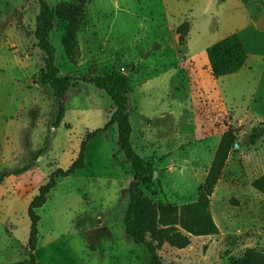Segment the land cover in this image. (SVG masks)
<instances>
[{
	"label": "rangeland",
	"instance_id": "obj_1",
	"mask_svg": "<svg viewBox=\"0 0 264 264\" xmlns=\"http://www.w3.org/2000/svg\"><path fill=\"white\" fill-rule=\"evenodd\" d=\"M45 1L53 7L67 0ZM37 12V0H0V171L33 164L0 183V264L26 259L28 203L114 109L104 91L81 78L110 72L126 76L130 141L155 172L141 190L157 204L194 201L222 133L237 135L210 197L218 233L192 236L184 249L164 245L163 264H227L248 247L264 250V196L251 187L264 172V0H88L75 64L62 51V24L50 33L59 73L76 78L54 130L56 105L40 83L43 54L33 37ZM232 32L247 62L214 78L205 48ZM252 127L259 129L254 144L247 139ZM84 160L37 209V263L146 264L145 248L124 232L132 169L115 125L87 142Z\"/></svg>",
	"mask_w": 264,
	"mask_h": 264
},
{
	"label": "trees",
	"instance_id": "obj_2",
	"mask_svg": "<svg viewBox=\"0 0 264 264\" xmlns=\"http://www.w3.org/2000/svg\"><path fill=\"white\" fill-rule=\"evenodd\" d=\"M38 12L34 18L33 37L37 48L43 54V69L40 83L48 85L52 91L56 105L55 118L52 122L58 127L64 115V97L76 78L61 75L55 63V47L50 41V33L55 23L62 24L60 43L64 57L72 64L76 63L78 55L77 33L86 22L88 0H67L50 6L45 0H37ZM188 30V22L177 27L178 40L183 44ZM210 74L214 78L236 73L245 63L247 53L238 32H232L211 43L205 48ZM85 83L93 84L104 91L114 107L103 127L87 132L80 141L76 157L67 168H56L47 181L40 185L37 193L27 205L29 228L27 236L26 259L14 264H38L34 255L38 241V223L40 217L37 209L47 199L58 179L65 178L85 166L86 144L98 133L106 131L110 125H116V144L122 151L127 163L132 169V179L128 185V204L123 215V227L126 236L135 244L142 245L148 253L146 264H163L159 251L164 245L175 249H184L192 236H211L218 233L209 208L210 197L225 166L231 149L236 144L235 130H225L215 148L210 165L203 183L198 188L194 201L180 205L172 203L157 204L141 190L153 178V169L145 158L133 148L130 135L132 131L129 120L130 103L128 100V85L126 76L119 72H110L81 78ZM258 127H252L247 134L250 144L257 139ZM40 148L35 156L38 157L46 149ZM33 164L27 163L20 167L0 171V183L9 176L20 175L28 171ZM251 187L264 196V172L251 181ZM227 264H264V250L248 247L228 260Z\"/></svg>",
	"mask_w": 264,
	"mask_h": 264
},
{
	"label": "crops",
	"instance_id": "obj_3",
	"mask_svg": "<svg viewBox=\"0 0 264 264\" xmlns=\"http://www.w3.org/2000/svg\"><path fill=\"white\" fill-rule=\"evenodd\" d=\"M256 32V31H255ZM255 34H257V32L255 33ZM213 43V42H212ZM244 44V43H243ZM247 53V52H246ZM206 62H207V59H206ZM245 62H247V58H246V61ZM207 64H208V62H207ZM245 65V64H244ZM113 125H115V124H113ZM116 126V125H115ZM27 172V171H26ZM25 173V172H24ZM13 176V175H12ZM10 177V176H9ZM8 178V177H7Z\"/></svg>",
	"mask_w": 264,
	"mask_h": 264
},
{
	"label": "water",
	"instance_id": "obj_4",
	"mask_svg": "<svg viewBox=\"0 0 264 264\" xmlns=\"http://www.w3.org/2000/svg\"><path fill=\"white\" fill-rule=\"evenodd\" d=\"M123 72H125V70L123 71ZM56 127H52V129L54 130ZM154 174H155V172L153 171V176H154Z\"/></svg>",
	"mask_w": 264,
	"mask_h": 264
}]
</instances>
